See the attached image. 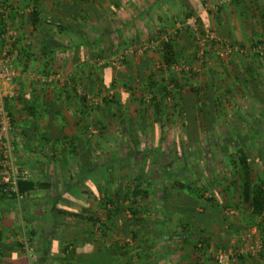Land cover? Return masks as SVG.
Returning a JSON list of instances; mask_svg holds the SVG:
<instances>
[{
    "label": "crops",
    "instance_id": "crops-1",
    "mask_svg": "<svg viewBox=\"0 0 264 264\" xmlns=\"http://www.w3.org/2000/svg\"><path fill=\"white\" fill-rule=\"evenodd\" d=\"M225 1L0 0V26L9 24L17 33V40L11 46L16 75L9 86L14 94L7 97V107L13 117L11 134L18 163L27 172L25 181L30 186L24 190L25 198L20 203L0 191V264H128V257L134 251L142 256L141 264L150 261V254L153 261L146 264H193L195 260L198 264H218L215 253L210 254L208 247L213 241L210 231L197 237H193L192 231L186 232V240L190 237L192 243L180 247L173 241L181 239L177 237L181 233L153 229L150 232L156 238L151 242L159 241L162 236L173 244L168 249L167 244L164 248L154 243L148 251L141 243L133 245L122 228L118 234L120 238L126 237L127 244L122 240L119 244L113 243L115 236L109 222L120 218L115 215L109 219L112 205L106 201L120 196L122 202L130 182L124 178L126 174L118 176L116 168L113 170L111 147L104 138L105 133L104 140L97 135L96 121H104L105 115L97 117L92 93L97 74L94 62L97 36L101 35V40L106 42L105 37L113 33L111 27L138 30L139 34L134 35L130 30L117 34L125 43L128 36L138 40L144 26H157L161 19L165 24L174 22L176 11L193 14L197 20L203 14L209 16L215 12L220 14L215 25L230 29L235 41H240L247 33L251 41L264 37V0H247L246 7L240 3L236 8L227 7ZM223 2L225 10L218 12ZM32 7L35 10L31 12ZM231 11L237 13L241 24L234 22ZM101 26L110 30L106 28L95 34L96 27ZM245 29L243 35L241 30ZM185 41L183 38L182 47L188 46ZM179 51L180 57L189 55L187 48ZM263 51L262 47L255 49L260 55ZM82 60L87 64L84 61L79 64ZM146 60L139 64L136 74L148 76ZM157 75L160 82L153 87L137 79L142 84L139 92L159 91L160 83H166L161 82V73ZM101 150L108 154V162L97 160ZM154 188L150 190L151 196L161 192L158 184ZM163 191L165 196L189 194L186 189L168 191L165 188ZM181 208L187 214L197 211L200 218L207 217V211L203 212L196 201L187 200ZM128 213L126 210L119 215L132 217ZM203 221L206 222V218ZM214 232L220 230L216 228ZM25 239L31 242L30 251L24 247ZM201 239L207 245L204 249L199 242ZM193 242L194 248L191 247ZM163 249L166 253H160ZM262 255L254 258V263L247 260L250 264H264ZM137 260L136 264H140ZM242 261L243 258L235 257L229 264L247 262Z\"/></svg>",
    "mask_w": 264,
    "mask_h": 264
},
{
    "label": "rangeland",
    "instance_id": "rangeland-1",
    "mask_svg": "<svg viewBox=\"0 0 264 264\" xmlns=\"http://www.w3.org/2000/svg\"><path fill=\"white\" fill-rule=\"evenodd\" d=\"M225 2L230 8H236L239 5L237 0H226ZM241 2L246 7L247 0H241ZM220 4L222 5L218 12L221 9L225 10L226 7L224 2ZM232 13L231 11L234 22L241 24L237 13H233L234 15ZM254 13L258 15V12ZM209 14V16L201 15L203 17L199 20L196 18L197 29H179L177 23L182 22L186 15L185 11L184 13L176 11L173 14L177 16L174 22L166 21L165 24L161 19L157 26H144L140 30L143 35H139L138 40H132L128 36L125 43L120 41L121 36L118 38L117 34H123L124 31L128 33L127 30H130L133 35L135 32L139 34L136 28L111 27L110 30L108 27L101 26L95 29V34L101 33L106 28L110 31L114 29L111 36L105 37V39L107 38L106 42L101 40V35L97 36V58L94 61L97 74L92 98H94L97 117L101 118L105 115L104 121L97 119V135H100V140L101 138L104 140L103 133H105L104 138L111 147V161L113 162L112 158L120 159V161L114 160L116 175L128 173L130 175L127 182L130 181L134 184V176L138 174V168L141 165V175L146 174L144 175L145 181L158 184L161 189V192H156L154 196L149 194L148 197L136 200L140 205L141 215L135 222L133 216L123 215L119 216L120 220L114 218L109 224L113 227L112 236H115L113 243L119 244L120 240L123 242L126 240V237L120 238L118 234L122 228H125L124 231L127 232L128 235H126L130 241L133 240V245L141 243V247L144 245L142 248L148 251L154 243L156 246L160 244L162 247L167 244L165 246L168 249H171L173 244L167 243L162 236L158 239L159 241L151 242L156 238L150 232L153 229L181 233L177 235L181 239L173 241L180 247L192 243L190 237L186 240V232L192 231L193 237H197L208 234L210 231L213 241L208 247L211 248L210 254L212 255L220 248L231 246L246 251L251 242L247 235L256 228V234L263 240L262 251L259 255L243 251L241 256H237L238 259L243 258L242 262L247 261L245 264H250L247 259L254 263L256 262L254 258L260 257L261 254L264 255V227L259 226L261 222L259 219L254 220L247 202L242 199L239 183L233 181L236 173L233 167H230L229 162L232 153L236 152L238 148L246 146L252 153V165L255 173L264 178V54L260 55L250 48L248 43L251 41L250 35L246 34V29L241 30L243 35H246L240 37V41L238 40L243 43L241 46L237 44V41H234L233 37L235 36L231 34L230 29L224 25L223 27L215 25L214 22L220 18V14L215 12ZM250 15L253 16V14ZM226 24L229 25L228 22ZM0 28L3 32L4 25L2 24ZM202 30L203 32L216 33L232 49L234 46L242 47V49L232 55L230 49L229 55L223 52L225 47L217 50V44L211 40L205 46H201L196 32ZM164 36L169 37L170 41L175 44L178 52L177 62L187 64L188 70L165 68L156 48L138 52L142 44L155 37L160 41L159 46H161L163 42L161 38ZM183 38L186 39L185 42L188 43V46L182 47ZM111 46H113L112 55H110ZM214 46L215 48H213ZM183 48L188 50L187 57H180L179 50ZM201 49L204 50V55H201ZM101 51H103V57H98L101 56L99 55ZM217 51H222L224 54L217 53ZM128 54V63L123 62ZM147 58L150 59L147 61ZM145 60L147 65L149 64L147 71L149 72L148 76H151L148 80L151 85L153 83L155 86V82L157 84L160 82L157 74L161 73V82H165L168 86L165 98L159 94L158 97H154L153 93L147 89L139 92L141 90L139 85L142 84L137 80L138 77L135 76V72L133 73L131 68L136 71L139 64ZM83 61L79 64H83ZM249 64L256 65L252 69L253 72L246 70ZM104 65H109L110 69L105 70ZM173 76L177 77L179 85L174 83L175 86H173V82L169 81ZM100 77L103 78V82H99ZM112 79H114L113 84L111 83ZM148 81L143 79L144 85L150 86ZM160 84L162 85V83ZM175 88H180V91L177 93ZM256 88L258 96L254 93ZM216 95L219 100L213 101V97ZM180 97L182 98L181 103ZM156 103L160 106V112L156 110ZM201 103H204L205 106L202 105V108L205 111L201 112L199 120L202 121L203 116L207 115L211 122L208 125L204 123L199 128L197 107ZM238 110L239 113H237ZM143 117L145 122H142ZM184 121L185 123H183ZM166 123L167 126H164ZM208 126H211V129L206 131L205 127ZM102 152L103 150L97 155V160L108 162V154L105 155ZM131 153H133L132 157ZM135 160L139 163L138 166L131 167L135 164ZM198 172L200 173L199 177ZM175 178L195 180V184L186 189L188 195L165 196L163 190L165 188L168 191L173 189L172 181ZM170 184L172 187H169ZM154 190L157 191L156 188ZM211 194L215 198L214 202L208 199ZM187 200L200 204L203 212L207 211V217L200 218L197 211L186 214L187 211L181 206L185 207ZM128 214L132 215L130 211ZM205 218L206 222L203 221ZM211 219L213 223H210ZM205 225L212 228L208 229ZM216 228L220 232L215 233ZM191 247H195V242ZM122 251V253L125 252V250ZM164 251L165 249L160 253H166ZM138 254V251L132 252L127 263L136 264L138 258L141 264L142 256ZM151 257L150 254V261L146 263L153 261ZM208 258L213 260L212 256H208ZM244 259L246 260L244 261ZM197 262L195 260L193 264H198Z\"/></svg>",
    "mask_w": 264,
    "mask_h": 264
},
{
    "label": "trees",
    "instance_id": "trees-1",
    "mask_svg": "<svg viewBox=\"0 0 264 264\" xmlns=\"http://www.w3.org/2000/svg\"><path fill=\"white\" fill-rule=\"evenodd\" d=\"M237 1L239 2V4L242 3L241 0H237ZM185 14H186V16L191 15L190 13H185ZM203 16H205V15L203 14ZM2 39H3L2 29L0 28V41ZM234 41H235V39H234ZM236 41L238 42L237 44L242 46L243 43L239 42L238 40H236ZM249 44H250V48L253 49V51H255V49H257L259 47H262L264 49V40H262V38L253 39L252 41L249 42ZM228 46L230 47L229 44H228ZM112 47L113 46H111V48H110V55H112V53H111ZM243 48H246V47H243ZM156 49L158 50V52L161 55V60H162L163 66L165 68L171 69L175 63H178L177 62L178 61V59H177V48L172 41H169V42L163 41L161 46H158ZM240 49H242V47L240 48V47L234 46V48L231 49V51H232L231 55L234 54L235 52L240 51ZM102 52L103 51L99 52V55H101V56H98V57H103ZM217 53H218V51H217ZM256 53H259V52H256ZM205 54H206V52H205ZM226 54L230 55V52L226 53ZM237 55H240V54H237ZM128 57H129V54L124 58L123 62H127ZM130 62H131V60H130ZM103 68L105 70L108 68L110 69L109 65H104ZM131 69L134 73L135 70L133 68H131ZM252 69H253L252 64H249L248 68H246V70L248 72H253ZM135 76L138 77V80H140V81H142L143 79L148 81L149 78L151 77L150 75L149 76H147V75L146 76H143V75L140 76V74H138V73L137 74L135 73ZM169 81L173 82V84L175 83V84L179 85V82H178L179 80L177 79V77L175 78V76L171 77ZM99 82H103V78L100 77ZM111 83L112 84L114 83V79H112ZM148 83H150V82L148 81ZM154 84H157V83L155 82ZM175 84L173 86H175ZM148 87H153V83H152V85L150 83V86H148ZM175 89H176L177 93L180 91V88L179 89L175 88ZM148 91L153 93L152 96H154V97H158V94H159V96H162L163 98H165L166 92L168 91V86H166V84H164V85H161V89L159 91H155V90L154 91L148 90ZM254 93L256 94V96H258L257 88H256V91H254ZM217 96L218 95L213 97V101L219 100L217 98ZM181 97H182V94H181ZM181 97H180V103L182 100ZM107 101H108V99H107ZM202 105H204V103H201V105H199L197 107V115H198L197 119L198 120L201 118V116H200L201 112L205 111V110H203ZM155 107H156V110L160 112V106H158L157 103L155 104ZM181 107H182V104H181ZM181 107H180V110H181ZM166 113H168V112H166ZM206 113H207V111L205 112V114ZM237 113H239V110L237 111ZM167 116L168 115H166V118H168ZM144 119L145 118L143 117L142 122L146 121V120L144 121ZM210 122H211V120L207 117V115H204L202 121L199 120V123H200L199 128H201L202 125H204V123L208 125V124H210ZM183 123H185V121ZM96 126H97V121H96ZM164 126H167V123ZM210 129H211V126L205 127L206 131H209ZM132 155H133V153H131V157H132ZM112 160H113L112 167L114 170L115 169L114 160L120 161V159L112 158ZM252 161H253V157H252L251 151L249 149H247L246 146H243V147L238 148V150L236 152L231 154L229 163H230V167H233L234 172L236 173V177L233 178V181H237L239 183V188L241 190L240 195L242 196V199L245 202H247L248 207L250 208V211L253 214L254 220L257 221L259 219L261 221L259 223V226L264 227V178L262 176L258 175L257 173H255L254 167L252 165ZM138 164L139 163L137 162V160H135V164H133V165L130 164V165H131V167H134V165L138 166ZM138 170H139L138 174L134 176V181H136V182L131 185V182L129 181L130 184H129L128 188H126L124 196L122 197V202L119 199L120 196H117V198H114V197L111 199L108 198V200L106 201L112 205V209L110 210L109 219L115 215L120 216L119 214H121L126 209L132 213V216L134 218V220H133L134 222L136 221L137 217L139 215H141L140 205L137 202L138 200L136 201V198L140 199L143 197H148L149 193L151 192L150 191L151 188L152 187L154 188V184L151 182L145 181V176L143 177L141 175V173H142V166L141 165L138 168ZM197 174L199 177L200 173L198 172ZM129 175L130 174L127 173L126 175H124V178H128ZM144 175H146V174H144ZM176 175H175V177H176ZM26 183H27L26 181L20 182V189L23 192H24V190L30 188V186H28L29 184L28 183L26 184ZM192 184H195V180L190 179V178L189 179L187 178L185 180L183 178H175L172 181L173 189H179L180 191L183 189H188L189 187L192 186ZM130 185H131V187H130ZM179 195H181V194H179ZM210 197L208 199H210L211 202H214L215 201L214 196H212V194H211ZM203 246H207L205 244L204 239L201 240V247H203Z\"/></svg>",
    "mask_w": 264,
    "mask_h": 264
},
{
    "label": "built area",
    "instance_id": "built-area-1",
    "mask_svg": "<svg viewBox=\"0 0 264 264\" xmlns=\"http://www.w3.org/2000/svg\"><path fill=\"white\" fill-rule=\"evenodd\" d=\"M34 10L35 7H32L30 11L32 12ZM177 25L179 29H194L197 27V20L194 15H190L183 18L182 22H178ZM196 35L201 46H205L206 43L211 40L217 44V50L225 47L223 52L228 53V51L232 49L214 32L199 31L196 32ZM2 37L3 39L0 41V191L12 196L20 203L25 198V193L20 189V182L27 180L28 174L20 168L18 163L16 149L11 134L13 129V117L6 102L7 97L13 96L14 94L13 89L11 87L9 88V86L12 84L16 75L15 54L12 52L11 46L17 39V33L9 24H6L4 25ZM161 39L164 42L170 41V38L167 36H164ZM159 43L160 41L157 37L152 38L142 44L138 52L141 53L150 48H157ZM223 52L218 51V53L221 54H223ZM200 53L203 55L204 50L201 49ZM172 68L179 70L189 69L188 65L185 63H175ZM256 232L257 230L254 228L253 232L247 235V238L249 240L251 239V242L246 251L232 246L220 248L214 255L216 262L218 264H229L232 259L243 254V251L252 255H259L263 248V240L256 234ZM24 247L27 251L31 250V242L29 239L24 240Z\"/></svg>",
    "mask_w": 264,
    "mask_h": 264
}]
</instances>
